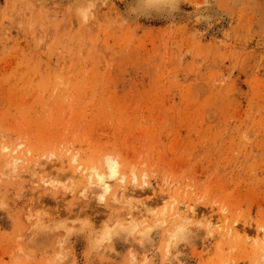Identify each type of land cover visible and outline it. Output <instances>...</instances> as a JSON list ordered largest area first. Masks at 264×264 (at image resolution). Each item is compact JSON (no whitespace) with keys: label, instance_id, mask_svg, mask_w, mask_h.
<instances>
[{"label":"rangeland","instance_id":"obj_1","mask_svg":"<svg viewBox=\"0 0 264 264\" xmlns=\"http://www.w3.org/2000/svg\"><path fill=\"white\" fill-rule=\"evenodd\" d=\"M0 264H264V0H0Z\"/></svg>","mask_w":264,"mask_h":264},{"label":"bare ground","instance_id":"obj_2","mask_svg":"<svg viewBox=\"0 0 264 264\" xmlns=\"http://www.w3.org/2000/svg\"><path fill=\"white\" fill-rule=\"evenodd\" d=\"M17 160H18V158L14 159L15 163L17 165H19L20 162L17 163L18 162ZM106 167H107L108 173H101L94 168L92 170H87L86 167H83V166H81V164H78V165H76V168L73 170V175H75L77 177H84L86 175L90 176V177L95 176V180L92 182L95 183L94 185H96V187L100 190L101 194H106L110 191V181L112 179H117L121 182H124V180H125L124 176L119 174V172H118V163L107 158ZM122 188H123V185H121L120 189H122ZM133 206H135V205H133ZM139 208H141V207H139ZM190 210H192V209H188V211H190ZM131 211H132V209H131ZM129 214L131 215V217L133 216V214H131V212ZM135 216H139V215L137 214Z\"/></svg>","mask_w":264,"mask_h":264}]
</instances>
